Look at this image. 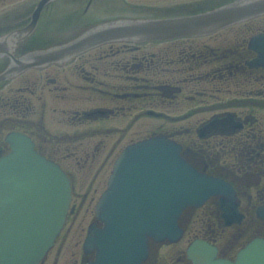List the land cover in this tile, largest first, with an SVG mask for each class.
<instances>
[{
  "label": "flooded vegetation",
  "instance_id": "af4514ba",
  "mask_svg": "<svg viewBox=\"0 0 264 264\" xmlns=\"http://www.w3.org/2000/svg\"><path fill=\"white\" fill-rule=\"evenodd\" d=\"M93 1L89 0L86 10L90 8ZM215 1L191 0L190 3L176 8H192L201 11L214 7ZM148 10L160 12L163 9L154 7ZM8 19L9 17L4 16L3 21L8 23ZM3 24L5 23L0 24V29ZM226 33H229L228 28L200 38L141 44L110 42L79 55L70 64L51 65L44 69H28L11 80L0 82V109L15 113L6 125L12 128L11 130L19 129L30 135L36 143V148L49 158L60 162L72 179V210L56 245L40 264H60L64 245L69 239L72 241L75 238L78 239L75 242V248L71 255L68 254L65 264H89L94 259L95 252L86 251L83 243L89 225L92 222L101 224L95 214V205L100 193L106 187L108 176L101 191H98L99 184L96 183L102 169L94 174V179L86 180V183L82 184L83 188L77 191L78 174L75 172V160H88L91 157L98 161L104 160L101 163L104 166L115 154L123 137H118L112 143L113 136L107 135L106 139H101L100 136V139L93 144V139L97 137L94 135L100 133L98 130H93V133L88 134V130L91 129H88V122L130 117L136 122L148 116L149 109L158 106L170 108L180 103L184 104V97L196 99L198 96L195 93L209 95L215 91L220 92L228 85L227 80L230 76H236L238 71L241 75L248 76L245 84L247 94L263 93L264 74L254 73L257 70L250 69L246 65L249 55L246 43L244 40L232 43L233 39L225 38ZM0 35H3L1 31ZM10 61L8 56L0 58V73L9 66ZM253 77L257 81H253ZM50 91L53 92L50 93ZM48 93L55 94L60 102H64L61 103L63 105L54 106L53 111L60 113L64 119H67V123H73L75 131L66 130L65 133H56L46 129L44 125L46 104L37 119L36 106L39 105L34 103V99H40V97L44 99V96L50 95ZM83 101L85 103H82ZM246 124L245 120L243 126L246 127ZM82 126L84 128H81ZM2 130L0 125V154L10 150V144L5 140ZM109 132H119V129L112 127L107 131ZM120 132L122 136L125 135L123 128ZM251 145L253 147L251 156L246 158L247 160L237 159L240 170L246 168L249 170L245 172L246 174H253L254 178L257 176L255 180L239 185L243 195L248 193L249 187L252 188L253 185L259 187L264 180L263 171L260 169L257 172L252 171L251 163L254 159L253 163L259 164L255 158L264 153V142L252 141ZM189 153L192 155L189 160L202 170L217 175L222 174L232 181L246 177L245 173L243 177H238L234 171H231V175L218 160L216 162L209 156L200 155L196 150L193 153L189 148ZM66 160H74V164H66ZM84 186L90 188L87 187L84 192ZM257 191L258 195L255 199L248 194L247 202L242 203L241 208L245 215L243 222L229 226L237 229V233L233 234L234 238L231 239L225 234L227 226L220 210L219 198L212 197L209 200L212 204H209L208 209L203 213L223 230L224 235H217L215 229L210 231L208 228H202L204 235L195 233L190 235L192 237L188 236L189 239L201 236L208 238L218 245L219 256L234 260L239 249L244 245H241L238 240L244 233L249 235L245 239L246 242L254 237L264 236V218L258 214L259 207L264 206V183L263 188ZM85 206L92 217L86 227L81 229L77 227V220L81 209ZM76 208L78 209L75 214ZM195 211V208L187 209L184 221L181 220L186 228V234L187 228H190L192 224V213ZM180 241L172 243L169 240L150 239L149 254L143 264H194L187 256L186 247L184 249L175 247L174 251L162 255L164 248L176 246ZM55 249H57L56 252H54ZM52 255L53 259L50 262Z\"/></svg>",
  "mask_w": 264,
  "mask_h": 264
},
{
  "label": "water",
  "instance_id": "95a60500",
  "mask_svg": "<svg viewBox=\"0 0 264 264\" xmlns=\"http://www.w3.org/2000/svg\"><path fill=\"white\" fill-rule=\"evenodd\" d=\"M53 1L40 0L28 25L0 36V58L8 56L11 59L9 66L0 73V82L31 66L68 62L79 53L104 42L206 34L264 13V0H234L212 10L190 15L167 18L121 17L83 27L65 41L18 54L22 43L35 32L44 7ZM251 46L259 53L252 64L264 66V34L255 38ZM230 122V118H215L202 126L199 132L205 134L224 129ZM163 139L136 143L126 149L119 165L120 178L130 173L131 169L126 167L130 168L133 159H137L138 164L134 167L138 173L133 176L138 177L139 183H143V178L149 181L150 184L145 186L148 193L141 200L150 198L151 202L144 204L138 201L125 206L119 217L118 229H113L111 235L108 233L110 224L97 232L95 241H103L102 247L97 245L101 247L102 255H108L107 250L111 248H106V239L111 243H120L123 235L136 227L141 241L137 253L128 254V259H135V264L142 263L145 257L143 241L146 240L148 250L151 234L177 238L179 230L170 231L169 225L176 226L179 211L186 205L201 203L211 194L223 195L221 206L228 223L241 221L239 201L232 186L188 168L187 165L191 164L182 157L180 146L172 140ZM10 140L13 151L0 158V264H36L53 245L63 226L71 201V184L60 165L39 153L30 137L16 133ZM154 163L164 171L155 172ZM166 171L176 176L177 184H173L170 177L169 184L156 185L153 181H159V176ZM128 178L130 175L123 179L126 180L125 186L128 185ZM114 186L115 183L111 186L114 192L118 191ZM132 191L131 188L126 190L128 194ZM186 191L193 194L188 202L178 208L171 202L173 200L165 199L170 197L168 192L178 195L186 194ZM259 213L264 216V208ZM190 250L191 256L200 264H264V239L261 238L244 248L236 262L217 258L215 248L205 242L194 244Z\"/></svg>",
  "mask_w": 264,
  "mask_h": 264
},
{
  "label": "rangeland",
  "instance_id": "374dc122",
  "mask_svg": "<svg viewBox=\"0 0 264 264\" xmlns=\"http://www.w3.org/2000/svg\"><path fill=\"white\" fill-rule=\"evenodd\" d=\"M38 0H7L5 3H0V21H3L2 18L6 14L13 17L10 22L5 23L4 28L0 29V31H4L5 29L10 30L14 28L15 26L19 25L20 23L24 22L25 19H27L32 11L33 6ZM187 0H94L92 5L88 10H86L87 4L89 3V0H60L56 4H53L49 7V10L44 14L45 20L42 23V26H40L41 31H45L43 37L45 38H66L71 35H74L76 31H78L82 26L87 25L88 22L91 20H102L104 18L118 16L122 14H134L136 12H144L149 11L148 9L154 8V7H161L163 10H161L159 13L161 14H168L173 13L175 11H181V9L176 8L181 2H184ZM169 9V10H168ZM153 11H149L151 13ZM50 19L49 22H46V20ZM52 22V24L49 26V23ZM49 90V89H47ZM46 90V93H47ZM53 91H50V93ZM48 93V94H50ZM226 97H244L239 95H225ZM34 103L39 105L37 107V119L40 117V114H42V111L46 110V117H45V124L46 126L52 131L56 133H65L64 131L68 130L69 132L75 131V125L73 123H67V119H64L60 113L53 112L52 109L54 106L57 105H63L58 100V97H56L55 94H50L47 96H44V99L42 97L34 99ZM65 105V104H64ZM200 104L198 103H180L179 105H174L173 110L169 109L166 110L167 113L172 117L171 119L161 118V117H142L138 121L135 122V120H132V117L125 118V119H105L101 120V122H88V134L93 133V130H98L100 134L94 135L97 136L93 139V144H95L100 138L106 139V136L110 135L113 136L112 143L117 140L118 137H123L122 142L118 145L117 150L115 151L116 154H114L110 160L103 166L101 163L104 161L102 160H94L93 158H88V160H75V172L78 174V181L76 183L77 191H79L82 187V184L84 185L86 183V180H90L93 178L94 174L97 173L99 169L101 170V176H98L97 183L99 184L98 191H101V187L105 184V180L112 168V164L114 161L115 156L121 150L125 144H127L130 140L139 138L143 135L148 134L149 132H153L158 130H165L170 131L172 129H185L190 128L193 132L190 134L182 135L178 137V140L184 141L185 143L190 140L198 141V137L195 134V127L199 125L201 121L208 118L213 111H207L205 110H199L195 111L194 114L190 115L188 114L189 111L199 108ZM204 107V106H203ZM236 111L239 116H247L251 117V115L256 116L259 118V121L256 122L257 129L262 127L264 128V107H258V106H243V107H237ZM112 127L118 128L119 132H109L107 131L111 129ZM81 128H84L82 126ZM123 128L125 130V135L122 136V132H120V129ZM90 131V132H89ZM241 134V133H240ZM239 137V134L234 136L233 138H230L228 136H214L211 137L209 141V145L206 143V147L210 150H218L220 146H227L230 143L229 140L232 139V143L236 142V138ZM222 159H226L229 161H226L232 166L239 168V162H237V159H233V156L230 155L227 157V155L223 156ZM66 164H74V160H66ZM252 167L255 169L256 164H252ZM243 170V169H242ZM241 170V171H242ZM90 175L88 176V174ZM94 179V178H93ZM90 182V181H89ZM88 182V183H89ZM263 182H261L260 187H254L251 190L255 193L258 188H263ZM91 184V183H90ZM90 188L89 186H84V192L86 191V188ZM97 196V195H96ZM75 209V214L76 210ZM93 210V208L91 207ZM74 214V215H75ZM91 215V216H90ZM92 217V214H88L87 207L81 209L80 215L77 220V227L83 228L86 227L88 222L90 221ZM207 216L203 214V210H199L195 216V224L192 225V227H196L195 230L199 228L201 225L202 218ZM70 225V224H69ZM189 232V233H188ZM192 231H187V234L185 237L178 243V245L173 246L171 248H164L162 250V255L164 256L170 253L171 251H174V248H185L186 245L189 242L188 236H190ZM226 233L233 237L232 234L235 233L234 228H228L226 230ZM78 239L75 238L72 241L69 239L66 244L64 245L62 249V259L60 264H65V260L68 256V254L71 255L72 250L75 248V242ZM58 247V246H57ZM57 249L54 250L56 252ZM53 259V255L51 256L50 262ZM49 262V263H50ZM72 262V261H71Z\"/></svg>",
  "mask_w": 264,
  "mask_h": 264
}]
</instances>
